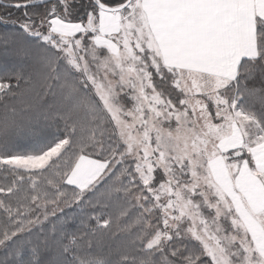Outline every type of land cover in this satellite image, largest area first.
Returning <instances> with one entry per match:
<instances>
[{
	"label": "snow or ice",
	"instance_id": "6c2138e0",
	"mask_svg": "<svg viewBox=\"0 0 264 264\" xmlns=\"http://www.w3.org/2000/svg\"><path fill=\"white\" fill-rule=\"evenodd\" d=\"M0 23V264H264V0Z\"/></svg>",
	"mask_w": 264,
	"mask_h": 264
},
{
	"label": "trees",
	"instance_id": "16d2710c",
	"mask_svg": "<svg viewBox=\"0 0 264 264\" xmlns=\"http://www.w3.org/2000/svg\"><path fill=\"white\" fill-rule=\"evenodd\" d=\"M4 0H0V3H3ZM13 11L14 15H19L18 12H16L15 10H11ZM14 27L11 24H4V23H0V32H11L14 31Z\"/></svg>",
	"mask_w": 264,
	"mask_h": 264
},
{
	"label": "rangeland",
	"instance_id": "374dc122",
	"mask_svg": "<svg viewBox=\"0 0 264 264\" xmlns=\"http://www.w3.org/2000/svg\"><path fill=\"white\" fill-rule=\"evenodd\" d=\"M15 16H17V15H14V13H13V17H12V18L14 19V18H15ZM8 24H11V23H8ZM11 25H12V24H11Z\"/></svg>",
	"mask_w": 264,
	"mask_h": 264
}]
</instances>
